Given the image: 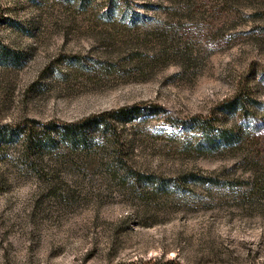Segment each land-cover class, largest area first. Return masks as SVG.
I'll use <instances>...</instances> for the list:
<instances>
[{"label":"rangeland","instance_id":"1","mask_svg":"<svg viewBox=\"0 0 264 264\" xmlns=\"http://www.w3.org/2000/svg\"><path fill=\"white\" fill-rule=\"evenodd\" d=\"M132 105L161 111L33 161L0 144V264H264V0H0V127Z\"/></svg>","mask_w":264,"mask_h":264},{"label":"trees","instance_id":"2","mask_svg":"<svg viewBox=\"0 0 264 264\" xmlns=\"http://www.w3.org/2000/svg\"><path fill=\"white\" fill-rule=\"evenodd\" d=\"M5 51V49H2ZM4 53V52H3ZM2 55V54H1ZM220 110L229 112L235 110L239 106V100L236 98L229 104H225ZM146 110V111H145ZM161 109L157 107L147 106V108L139 105H132L118 110L107 111L97 114L94 117L78 120V122H57L48 121L40 123L35 122V125L28 127H14L4 125L0 127V144H19L23 156L28 161H33V157H40L45 154V151L53 152L62 145H66L72 150L78 151L85 149L92 140L93 133L109 132L114 129L116 123H129L139 117L145 116L148 113H158ZM194 129L201 133L204 143L210 146H218L219 144L231 145L237 140V137L231 135L225 130L213 132L211 125L205 119L193 120ZM230 143V144H228ZM131 177H134L139 183L147 186H153L160 191L170 190L171 186H179L176 180L161 179L154 175H144L140 172L132 171ZM188 180L193 182H203L215 184V180L207 177L188 174ZM120 264H182L177 259L158 260L152 259L148 261L129 262Z\"/></svg>","mask_w":264,"mask_h":264}]
</instances>
